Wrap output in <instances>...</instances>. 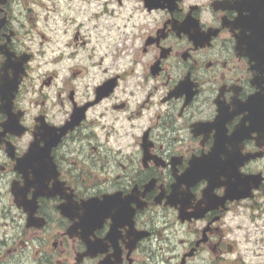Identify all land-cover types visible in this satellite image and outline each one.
<instances>
[{
    "label": "flooded vegetation",
    "instance_id": "af4514ba",
    "mask_svg": "<svg viewBox=\"0 0 264 264\" xmlns=\"http://www.w3.org/2000/svg\"><path fill=\"white\" fill-rule=\"evenodd\" d=\"M70 1L0 0V264H264V0Z\"/></svg>",
    "mask_w": 264,
    "mask_h": 264
},
{
    "label": "rangeland",
    "instance_id": "374dc122",
    "mask_svg": "<svg viewBox=\"0 0 264 264\" xmlns=\"http://www.w3.org/2000/svg\"><path fill=\"white\" fill-rule=\"evenodd\" d=\"M69 4L68 9H71L69 18L77 19V23L69 25V36L75 31L79 32V39L76 41V46H73L78 55L71 64L76 63L83 53L89 51L94 55L95 62L104 57L103 66L112 63L114 52H119L129 38L130 24L127 18L129 10L115 11V14L111 15L98 13L99 16L93 17L94 12L97 11L98 0H71ZM55 34L56 31L53 35ZM83 41L87 42L84 51L80 45Z\"/></svg>",
    "mask_w": 264,
    "mask_h": 264
},
{
    "label": "water",
    "instance_id": "95a60500",
    "mask_svg": "<svg viewBox=\"0 0 264 264\" xmlns=\"http://www.w3.org/2000/svg\"><path fill=\"white\" fill-rule=\"evenodd\" d=\"M259 98H260V102L262 103V105H264V95H259V96L256 95V96L252 97L251 99H253L255 102V100H257V99L259 100ZM257 113H260L262 116H264V106L261 108V111H257ZM262 127L264 128V126H262ZM238 137H239V127L237 126L234 129V131L231 133L230 138L231 139H237ZM190 169H192V166Z\"/></svg>",
    "mask_w": 264,
    "mask_h": 264
},
{
    "label": "clouds",
    "instance_id": "9594fccd",
    "mask_svg": "<svg viewBox=\"0 0 264 264\" xmlns=\"http://www.w3.org/2000/svg\"><path fill=\"white\" fill-rule=\"evenodd\" d=\"M0 75H3V68H0Z\"/></svg>",
    "mask_w": 264,
    "mask_h": 264
}]
</instances>
